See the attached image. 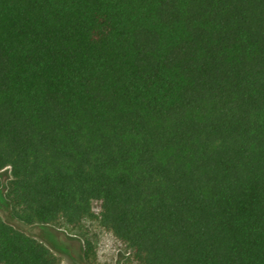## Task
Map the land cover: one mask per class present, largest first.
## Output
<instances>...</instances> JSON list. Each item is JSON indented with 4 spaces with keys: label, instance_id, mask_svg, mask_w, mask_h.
Returning <instances> with one entry per match:
<instances>
[{
    "label": "trees",
    "instance_id": "16d2710c",
    "mask_svg": "<svg viewBox=\"0 0 264 264\" xmlns=\"http://www.w3.org/2000/svg\"><path fill=\"white\" fill-rule=\"evenodd\" d=\"M8 167L12 217L122 264H264V0H0ZM0 264L59 258L0 217Z\"/></svg>",
    "mask_w": 264,
    "mask_h": 264
},
{
    "label": "rangeland",
    "instance_id": "374dc122",
    "mask_svg": "<svg viewBox=\"0 0 264 264\" xmlns=\"http://www.w3.org/2000/svg\"><path fill=\"white\" fill-rule=\"evenodd\" d=\"M0 173V217L49 246L58 256L59 264H122L128 256L126 246L111 231L95 221H86L81 228V232H85L94 247V258L88 261L83 255L84 239L77 228L62 221L28 224L12 217L5 199L6 183L10 178L9 167Z\"/></svg>",
    "mask_w": 264,
    "mask_h": 264
}]
</instances>
